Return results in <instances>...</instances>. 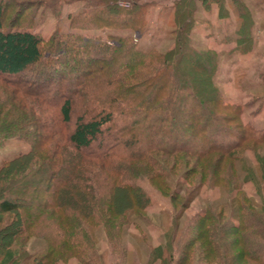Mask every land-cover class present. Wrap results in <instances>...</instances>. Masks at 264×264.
<instances>
[{"label":"trees","instance_id":"obj_1","mask_svg":"<svg viewBox=\"0 0 264 264\" xmlns=\"http://www.w3.org/2000/svg\"><path fill=\"white\" fill-rule=\"evenodd\" d=\"M4 1L0 141L20 135L33 149L0 162V264L71 259L106 264L91 228L102 229L112 248L123 253L126 228L153 205L139 179L169 196L178 211L165 241L150 246L145 264H264V216L244 196L237 169L247 150L237 148L249 142L264 146V127L243 123V107L224 100L215 82L216 53L191 45L193 1L174 4L175 41L164 52L142 49L136 37L116 33L104 41L74 31L54 36L50 48L57 56H76V63L91 66L66 96L62 84L54 92L51 84L27 87L21 81V74L42 60L47 73L56 71L60 57L44 59L43 38L31 25L5 27ZM215 1L220 10L226 5ZM232 2L239 18L232 50L249 52L255 46L252 12L244 0ZM150 5L130 1L123 12L115 0H95L73 17L71 27L88 30L106 23L141 34ZM59 72L48 75L50 83ZM181 95L187 99L183 111L175 106ZM76 97L89 104L67 131ZM214 122L223 127L221 138ZM204 185L229 189L233 203L205 208L180 231L177 220ZM31 239L43 242L33 255Z\"/></svg>","mask_w":264,"mask_h":264},{"label":"rangeland","instance_id":"obj_2","mask_svg":"<svg viewBox=\"0 0 264 264\" xmlns=\"http://www.w3.org/2000/svg\"><path fill=\"white\" fill-rule=\"evenodd\" d=\"M115 1L119 7H124L123 12L127 10L126 7L129 6L128 2L130 1L150 3L151 5L147 8L145 16L147 29L140 34L135 33L130 28H108L106 23L101 24L98 28H90L88 30L73 29L71 27V20L75 19L73 17L87 8L89 4L95 2V0H46L40 3L26 0H6L4 1L6 10L5 27L31 25L29 29L43 38L44 59L47 56H57L59 53L50 48L51 42L54 41V36L57 37V35L64 34L63 36L66 37L67 35L65 34H69L71 31L81 33L92 41L108 40L107 36L109 33L134 36L136 37L137 45L145 50L157 48L164 52L173 45L177 29L173 18V9L175 7L174 4L179 0ZM192 1L195 9L191 13L194 22L188 38L191 45L197 52L209 50L216 53L219 64L215 74V82L221 90L224 100L243 107L241 116L243 123L249 122L258 129L263 128L264 0H244L249 5L255 22L253 28L255 46L249 52L244 53L232 50L236 45L234 42L237 37L235 30L239 26V18L232 0H224L226 5L221 10L227 14L225 18L219 15L221 14V5L215 0ZM85 56L81 55L80 57ZM58 57H60V60L58 62L59 69L57 70H60L63 74L57 73L55 75L56 81L50 83L51 80H48V75L56 73L57 70L47 73L45 71L47 67L45 60L40 61L38 66L23 72L21 81L27 87L31 85L41 87L43 84H51L53 91L54 89L56 90L58 84H62V95H68L82 82L84 73L91 66L89 63H76L74 60L76 56L61 55ZM97 65L99 64H94L93 66ZM186 100L181 95L175 106H178L183 111L187 104ZM87 104L89 103H87L86 99L79 101L77 98L72 121L67 124V131L72 129L76 117L83 112ZM88 107L91 106L88 105ZM197 111L200 110L198 109ZM181 114L182 112L179 115ZM214 126L221 138L223 127L217 122H214ZM234 132L232 137H230L231 139H234ZM2 139L5 140L2 141ZM32 143L28 139L21 138L20 135L2 136L0 141V162L33 149ZM249 143V145L246 144L244 147L237 148L247 149L243 153L242 159L237 161V169L244 196L251 200L258 212L264 216V146L253 142ZM248 167H251L249 171ZM250 176L254 177L255 180H249ZM138 183L142 187L149 189L153 198V205L144 212L145 218L133 217V223L126 228L123 238L125 242L123 253L119 254L116 252L118 250L112 248L102 229L91 228L93 238L103 253L106 264H145L148 259L150 246L164 242L165 233L172 230L171 224L175 213L178 211L175 212L170 197L163 196L150 188L147 180L139 179ZM234 197L233 192L229 189L219 186H202L189 206L183 209L180 219L177 220L180 224V231L188 225L196 214L205 208L212 206L218 210L222 207H227L233 203ZM42 244V241L31 239L28 243V253L31 255L35 254L40 250ZM27 261L30 262L31 258H28ZM59 264L80 263L76 259H71L66 263Z\"/></svg>","mask_w":264,"mask_h":264},{"label":"built area","instance_id":"obj_3","mask_svg":"<svg viewBox=\"0 0 264 264\" xmlns=\"http://www.w3.org/2000/svg\"><path fill=\"white\" fill-rule=\"evenodd\" d=\"M130 4V2H128V5Z\"/></svg>","mask_w":264,"mask_h":264}]
</instances>
